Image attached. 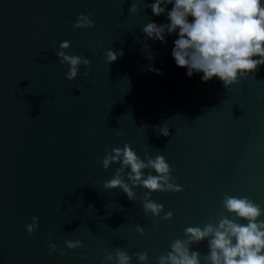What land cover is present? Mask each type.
Here are the masks:
<instances>
[{"label":"water","instance_id":"water-1","mask_svg":"<svg viewBox=\"0 0 264 264\" xmlns=\"http://www.w3.org/2000/svg\"><path fill=\"white\" fill-rule=\"evenodd\" d=\"M134 2L0 0V264H104L117 247L129 255L146 252L147 264H158L174 240L185 239L186 227L222 216L246 223L223 208L225 194L264 208V66L227 92L217 77H189L171 54L178 30L163 44L149 39L142 26L169 23L167 16L147 7L154 0L140 3L139 16L130 14ZM81 14L95 28L74 31ZM63 41L70 42L68 54L91 60L72 82L54 51ZM108 49L124 55L108 65ZM158 126L170 136L159 135ZM125 143L142 159L145 151L163 155L184 187L151 195L163 204L161 215L173 213L171 221L145 215L142 188L133 189L136 202L119 189H103L119 165L105 171L100 161ZM33 216L39 229L29 236L25 225ZM66 240L83 247L69 251ZM49 243L67 255L49 256ZM191 251L207 264V241Z\"/></svg>","mask_w":264,"mask_h":264},{"label":"clouds","instance_id":"clouds-1","mask_svg":"<svg viewBox=\"0 0 264 264\" xmlns=\"http://www.w3.org/2000/svg\"><path fill=\"white\" fill-rule=\"evenodd\" d=\"M142 2L135 0L130 14L139 16L144 11L140 7ZM169 4L173 6L167 11ZM147 7L157 17L166 14L169 23L157 25L148 20L142 26L144 34L163 44L167 35L178 30V39L174 41L171 54L178 67L187 69L189 77L193 73H203V82L217 77L227 92L242 79L255 78L256 71L264 66V0H154ZM189 17L193 18L191 22ZM71 28L74 31L89 30L95 28V23L90 15L81 14ZM70 46L69 41H63L59 50L54 51L60 62L68 66L66 79L72 82L80 76L81 66L86 69L91 67V60L68 54ZM144 51L150 52L146 43ZM123 55V51L108 49L105 52L106 63H115ZM146 58L151 61L153 56L150 54ZM149 70L161 74L158 69L150 67ZM90 75L88 71L83 72L84 79H89ZM78 90L83 94L82 89ZM140 128L146 130L147 126ZM155 131L164 137L170 136L166 126H158ZM117 135L124 133L117 132ZM100 163L105 171L119 165L112 178L103 183L105 191L119 189L130 201L136 202L137 194L133 189L142 188L145 193L140 204L145 215L157 221L169 222L173 219L171 211L161 215L164 213L163 204L151 199L154 193L184 191V187L177 184L172 176L173 169L163 155L153 158L145 151L142 159L129 143H125L122 148L106 151ZM146 170L148 174L145 176ZM222 206L229 215L246 223L222 216L203 227H186L185 239L174 240L171 250L159 257L158 264H201L200 252L191 251V248L203 241H207L208 254L204 257L207 264H264V220L260 219L264 216V208L246 196L228 194L224 195ZM152 227L156 230L159 224L154 221ZM38 229L39 218L33 216L31 223L25 225V230L31 236ZM136 232L140 236L145 235V229L140 225L136 226ZM65 245L69 251L83 247L80 240H66ZM56 253L67 255L55 243H49L48 255ZM133 256L138 264H147L149 259L146 252L129 255L126 250L117 247L114 254L110 251L106 253L104 264H132ZM81 258L88 259L86 255Z\"/></svg>","mask_w":264,"mask_h":264}]
</instances>
